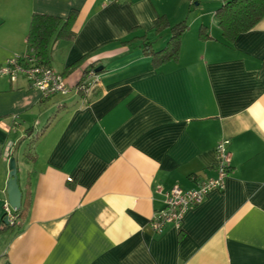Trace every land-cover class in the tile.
I'll return each mask as SVG.
<instances>
[{
    "label": "crops",
    "instance_id": "1",
    "mask_svg": "<svg viewBox=\"0 0 264 264\" xmlns=\"http://www.w3.org/2000/svg\"><path fill=\"white\" fill-rule=\"evenodd\" d=\"M220 4L0 0V65L27 50L33 12L77 10L74 37L51 44V68L64 74L88 55L65 73L66 94L43 98L22 76H0V264H264V18L226 44ZM159 16L189 28L178 57L155 66L143 42L169 40ZM89 66L101 69L84 95L74 87ZM222 139L232 155L224 189L154 233L166 192L216 176ZM9 156L29 199L12 227Z\"/></svg>",
    "mask_w": 264,
    "mask_h": 264
},
{
    "label": "trees",
    "instance_id": "2",
    "mask_svg": "<svg viewBox=\"0 0 264 264\" xmlns=\"http://www.w3.org/2000/svg\"><path fill=\"white\" fill-rule=\"evenodd\" d=\"M220 3V7L215 10L214 16L221 30L222 41L226 44L234 42L240 34L247 32L264 18V0H223ZM76 14L77 10L75 9L71 10L66 18L41 12L32 13L26 34V47L27 50L34 51L39 63L50 67V49L54 39H72L74 37L73 24ZM154 28L159 30L169 28L171 33L165 46L160 49L153 48L150 42H143V52L151 57L155 66H160L166 61L178 57L181 37L188 30L189 25L186 20L169 25L164 16H159L154 21ZM203 28L201 27L199 30L201 38L210 37L204 34ZM87 57L88 55H83L69 64L65 69V73L82 66ZM96 69L97 67L91 66L83 68L82 76L74 87L77 92L88 95L92 89L94 90L97 81L92 80V76L97 75ZM65 73L62 74L63 77ZM82 86L85 87V90ZM33 142L34 139L29 141V147ZM27 201L29 199L22 198L20 208L13 211L16 219L26 212L28 208Z\"/></svg>",
    "mask_w": 264,
    "mask_h": 264
},
{
    "label": "built area",
    "instance_id": "3",
    "mask_svg": "<svg viewBox=\"0 0 264 264\" xmlns=\"http://www.w3.org/2000/svg\"><path fill=\"white\" fill-rule=\"evenodd\" d=\"M111 1L117 2L120 0ZM0 76L7 77L10 81H15L22 76L32 87L41 93L43 98H49L58 93L66 94L70 90L63 75L53 68L39 63L32 50L11 55L5 63L0 65ZM92 80L97 81V75H93ZM82 88L85 90L84 86ZM228 145L229 140L222 139L215 147L217 155L215 177L203 179L198 183L197 187L188 190L175 185L165 193L163 207L153 213L149 222V226L154 233H161L169 224L178 228L184 214L190 208L199 205L209 191L224 189L225 179L231 170L232 161ZM3 210L5 222L10 226H14L16 224V217L7 199L4 200Z\"/></svg>",
    "mask_w": 264,
    "mask_h": 264
},
{
    "label": "water",
    "instance_id": "4",
    "mask_svg": "<svg viewBox=\"0 0 264 264\" xmlns=\"http://www.w3.org/2000/svg\"><path fill=\"white\" fill-rule=\"evenodd\" d=\"M98 67L96 71H99ZM17 163L14 156H9V178L6 185V197L10 208L18 210L21 206L22 192L17 181Z\"/></svg>",
    "mask_w": 264,
    "mask_h": 264
},
{
    "label": "bare ground",
    "instance_id": "5",
    "mask_svg": "<svg viewBox=\"0 0 264 264\" xmlns=\"http://www.w3.org/2000/svg\"><path fill=\"white\" fill-rule=\"evenodd\" d=\"M17 220V219H16ZM16 225V224H15Z\"/></svg>",
    "mask_w": 264,
    "mask_h": 264
},
{
    "label": "rangeland",
    "instance_id": "6",
    "mask_svg": "<svg viewBox=\"0 0 264 264\" xmlns=\"http://www.w3.org/2000/svg\"><path fill=\"white\" fill-rule=\"evenodd\" d=\"M39 129H40V127H39Z\"/></svg>",
    "mask_w": 264,
    "mask_h": 264
}]
</instances>
